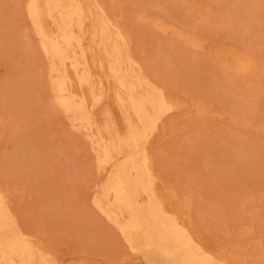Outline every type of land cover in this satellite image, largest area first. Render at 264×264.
<instances>
[{"label":"bare ground","instance_id":"6f19581e","mask_svg":"<svg viewBox=\"0 0 264 264\" xmlns=\"http://www.w3.org/2000/svg\"><path fill=\"white\" fill-rule=\"evenodd\" d=\"M123 1L24 3L30 37L26 45L31 42L36 51L39 73L48 90L44 96L48 110L58 117L59 126L82 139L78 151H89L88 168L99 179L92 190L96 214L121 237L127 248L124 261L129 264H150L155 254L169 264H264L262 241L255 250L242 242L210 244L209 235L193 220V196L186 194L183 200H176L177 186L165 179L152 148L154 138L166 135L165 118L185 109L202 120L221 123L229 119L236 125L254 126L251 110L264 93V60L238 37L245 31L264 39V0H223L233 12L225 24H234L235 30L232 40L222 43L148 8L129 10ZM201 6L210 7L191 0L188 12L194 14ZM132 26L150 27L187 50L205 53L231 106L218 107L200 95L190 101V92L182 96L175 81L170 82L168 75L159 77L137 54ZM170 45L163 42V46ZM157 62L172 72L171 58L159 54ZM8 94L17 103L11 109ZM104 102L116 111L107 105L99 121L98 108ZM238 105L246 108V115L236 112ZM26 109L20 89L0 91V139L6 135L17 138L16 165L35 168L34 173L43 177L44 167L35 164L32 154L33 139L23 118ZM116 115L123 120L121 124ZM15 192L0 182V264H72L57 257L46 235L22 226ZM242 220L238 221L244 224Z\"/></svg>","mask_w":264,"mask_h":264},{"label":"rangeland","instance_id":"374dc122","mask_svg":"<svg viewBox=\"0 0 264 264\" xmlns=\"http://www.w3.org/2000/svg\"><path fill=\"white\" fill-rule=\"evenodd\" d=\"M25 1L0 0V91L11 87L21 90L26 118L18 117L24 118L33 139L35 164L44 167L45 173L41 177L34 173L35 168L17 166L19 141L6 135L0 139V182L16 190L15 206L22 226L46 235L60 260L72 264H129L124 261L127 248L121 237L92 205L93 185L99 179L88 168L89 151L79 152L82 139L59 126L58 117H52L48 110L44 99L48 90L39 73L36 51L31 42L26 45L30 37ZM184 1L126 0L124 6L129 10L148 8L182 23L188 30L209 35L216 43L232 40L235 25L225 24L228 15L233 14L228 4L223 0H200L210 7H197L196 13L190 14L191 0ZM132 27L137 54L159 77L168 75L170 82L175 81L182 96L190 92V101L200 95L218 107L231 106L205 53L187 50L176 39L164 38L150 27ZM238 38L253 46L264 60L262 37L244 31ZM165 41L171 45L163 46ZM159 54L173 60L172 72L158 64ZM36 98L41 101L36 102ZM7 99L9 109L17 106L9 94ZM107 105L116 111L104 102L98 108L99 121ZM188 111L168 115L166 135L152 140L161 171L168 182L176 184L177 201L186 194L193 196V220L200 231L209 235L211 245L242 242L255 250L258 241L264 243V93L251 110L254 126L236 125L229 119L221 123L202 120L195 114L188 115ZM236 112L244 116L247 110L238 105ZM116 116L121 124L123 120ZM240 218L244 224L239 223ZM151 258L150 264H169L158 254Z\"/></svg>","mask_w":264,"mask_h":264}]
</instances>
